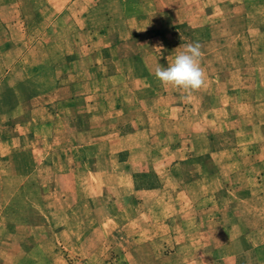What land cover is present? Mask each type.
<instances>
[{
  "label": "rangeland",
  "instance_id": "rangeland-1",
  "mask_svg": "<svg viewBox=\"0 0 264 264\" xmlns=\"http://www.w3.org/2000/svg\"><path fill=\"white\" fill-rule=\"evenodd\" d=\"M105 29L119 46L104 47ZM195 43L205 84L163 85L155 70ZM7 68L0 141L60 85L108 90L107 113L121 100L128 111L126 141L107 128L111 143L81 161L62 93L47 151L32 131L0 158V264H264V0H0V76Z\"/></svg>",
  "mask_w": 264,
  "mask_h": 264
},
{
  "label": "crops",
  "instance_id": "crops-1",
  "mask_svg": "<svg viewBox=\"0 0 264 264\" xmlns=\"http://www.w3.org/2000/svg\"><path fill=\"white\" fill-rule=\"evenodd\" d=\"M75 2L79 1V0H73ZM26 24V22L23 21V25L24 26ZM7 30L6 32H12L11 27L6 25ZM107 31L105 29V45L104 47L107 48H111V47H117L118 42H114L112 39L108 40L106 39L108 37L107 35ZM116 38V37H114ZM9 44H7L5 46V48H7V50H13L15 47L14 42H11V39L8 40ZM121 44H127L128 45H132V43H130L129 41H125V43H121ZM27 45L23 43V46ZM133 45L135 47H137V45L135 43H133ZM126 45H124L123 47H125ZM18 47V45H17ZM131 58H128L126 56L120 57L118 60H130L132 59L133 61H138L139 60V56H135ZM8 63H10V60H8ZM44 62H41L40 65H42ZM98 64H103L102 61H99ZM106 64H110L109 60L105 58V65ZM10 66V64H9ZM106 69V66H105ZM14 73V70L11 68H7L5 73L0 76V81L1 79L8 81L9 79L12 78V75ZM115 75V74H113ZM110 73H107V75L105 74V76H108L109 79H116L119 77H123L124 74H120L117 76H113ZM27 79H30L29 77H27ZM21 80H24L23 78H21ZM0 86H2V84H0ZM10 87L7 86L6 89H8ZM12 88V87H11ZM70 89H63L62 86L60 85L57 88L52 89L51 91L47 92V93H41L39 94V96H37L36 98L42 99L43 103L38 104V105H34L33 109L31 110V114L32 113H36L38 115V119L36 120V118L34 116H30L29 113V117L26 121V123H22L21 127H19V130H15L14 126H12V122H7V130H5V138L3 141H0V145H6L8 148V151L6 153H0V158H7L8 156H10L11 154H13V145L21 143V144H26V140L29 137V133H31L32 131H36V137L38 139V144H41L43 146H45V151H47L46 146L48 145V139L47 135H46V131L47 128H50L48 136H50L52 133L50 131H53V133L55 134L56 137V132L57 133H61V129H62V122H60L59 120L56 121L54 120H46V117L48 115H50L49 117H51V112L56 113L55 108H53V104L62 101L63 97H60L59 95H61L62 93H69V95L71 96V100L70 102V123H69V129H70V143L71 145L75 146L73 148V150L71 151H75V153H80L83 155V157H81V161H85L86 159H93V155H91V153H93L94 151L92 150L91 146L94 145H105L108 143H111V141L105 140V129H115L117 130V132L115 133V140H117L118 142H125L126 141V137L127 135L122 132V130L125 128L123 126V124L120 122L122 119V117H120L121 115H124L128 110H127V104L124 103L123 100L117 102L114 108H119L118 109V116L116 118V116L112 115L111 113H107L108 110H111L113 107H111L110 102L105 98L110 97L109 96V92L108 90L105 89H93L92 91L86 93V92H77V90H70V92H75V94H70L69 92ZM133 92V97H136V92L135 90H117V97H124L126 96V93H129V95ZM73 95V96H72ZM79 96H82V98H79ZM93 101H101V106L102 110L99 112L98 108L95 107V105H93ZM77 103V105H76ZM79 103V104H78ZM78 106H82L85 107V109H87L85 112L84 110H77ZM55 107V106H54ZM27 108L30 109V106H28ZM51 109H54V111H51ZM58 111V110H57ZM39 115L42 116V120H40ZM57 116V115H56ZM136 118V116H135ZM48 119V118H47ZM135 120V119H134ZM40 121V122H38ZM79 122H84L83 125L81 126V124L79 125ZM113 122V123H112ZM141 121L139 120H135L133 128L135 130H140L142 128L141 123H139ZM10 129V131L8 130ZM45 129V131H44ZM60 129V131H59ZM85 131V134H87L85 140H78V134H82L83 130ZM19 131V135L15 134V132ZM45 133V134H44ZM112 135L111 133L109 134V136ZM28 136V137H27ZM51 137V136H50ZM57 138H54L53 143L56 142ZM119 139V140H118ZM9 146H12L11 148H9ZM121 150L118 152L120 153ZM50 152L47 154V152H45V154L43 153V150H39L38 152V156H40V158L43 160L42 162H40V164L45 165L46 161L48 159ZM104 157V156H102ZM108 159V158H106ZM71 172V171H70ZM85 173L87 175L93 174V172L90 169L85 170ZM72 173H68V174H60V175H56V177L58 178H62L65 179L66 177H71ZM61 181V180H60ZM72 186V185H71ZM70 187V186H69ZM70 189H66V191L70 192ZM60 208H63V206H59ZM72 207V206H70ZM198 256H200V253H198Z\"/></svg>",
  "mask_w": 264,
  "mask_h": 264
},
{
  "label": "clouds",
  "instance_id": "clouds-1",
  "mask_svg": "<svg viewBox=\"0 0 264 264\" xmlns=\"http://www.w3.org/2000/svg\"><path fill=\"white\" fill-rule=\"evenodd\" d=\"M201 55L199 43L188 44L167 67H158L155 70V77L163 85L190 90L200 89L206 82L200 63Z\"/></svg>",
  "mask_w": 264,
  "mask_h": 264
}]
</instances>
